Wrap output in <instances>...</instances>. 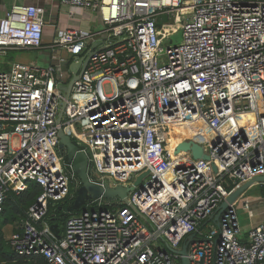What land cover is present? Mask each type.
<instances>
[{
    "label": "built area",
    "instance_id": "obj_1",
    "mask_svg": "<svg viewBox=\"0 0 264 264\" xmlns=\"http://www.w3.org/2000/svg\"><path fill=\"white\" fill-rule=\"evenodd\" d=\"M49 2L52 15L56 0ZM59 3L68 22L82 10L104 28L53 24L48 35L39 2H15L0 17V55L53 56L50 64L14 60L0 69V218L10 192L42 187L7 237L12 249L46 264H181L179 251L195 233L190 264H264V221L240 238L237 208L251 205L245 194L219 225L212 219L236 188L264 175V0ZM87 57L66 98L61 66ZM183 123L195 133L181 142L201 144L210 159L176 153L181 142L171 139ZM61 128L88 155L92 182L132 186L148 175L127 203L89 200L57 238L50 204L73 199L82 184L57 150ZM182 160L189 164L174 166Z\"/></svg>",
    "mask_w": 264,
    "mask_h": 264
},
{
    "label": "water",
    "instance_id": "obj_2",
    "mask_svg": "<svg viewBox=\"0 0 264 264\" xmlns=\"http://www.w3.org/2000/svg\"><path fill=\"white\" fill-rule=\"evenodd\" d=\"M89 58L90 57H87L85 60L75 61L70 64L73 76L72 80L69 84L61 85V88L66 93V98L70 96L74 82L78 78H80L84 73ZM65 106L66 101L64 100L61 104L60 114L58 117L59 122H61L62 117L64 115ZM58 135L60 153L65 155L67 162L72 165V170L76 173V175L82 182L81 186L76 190V195L72 199V203L65 208L66 212L70 214H76L80 210H83V207L91 199L103 198L110 201H125L127 203L129 193L135 190L136 186L140 185L143 179L148 175V172H144L143 174H141L132 186H124L122 184H119L117 186H110L108 183L105 186H101L99 184H96L90 180V162L88 155L83 150H81L80 146L67 133H65L62 128L59 130ZM181 150L191 151L193 157L196 159H210V156L205 153L203 146L193 140H186L181 142L177 147L176 153ZM217 169V166L214 165V170L217 171ZM260 183H264V175L256 176L236 188L228 197V199L220 205L216 214L212 216V219L216 221L217 225H219V219L221 214L225 209L229 207L230 203L240 198V196L245 194L253 185ZM63 207L64 206L61 205L60 209H63ZM51 228L55 233L56 237L60 238L61 228L59 222H53L51 224ZM195 237L196 234L193 233L183 243L182 249L179 251V253L181 254V264H190V260L188 258V246L190 241L194 240Z\"/></svg>",
    "mask_w": 264,
    "mask_h": 264
},
{
    "label": "rangeland",
    "instance_id": "obj_3",
    "mask_svg": "<svg viewBox=\"0 0 264 264\" xmlns=\"http://www.w3.org/2000/svg\"><path fill=\"white\" fill-rule=\"evenodd\" d=\"M51 1V0H49ZM15 0H0V17L4 16L6 12L11 8ZM17 3H25V0H18ZM47 8V16L46 21L48 22V26L46 27V33H54L55 28L53 24H58L60 26H71V27H81V28H87L91 31H96L98 28H104V25L102 24V21L97 14H91V12L88 11H78V19L79 20H73L68 22L67 18V8L60 5L59 0H56L55 4L53 5V13L50 15V6L45 5ZM90 20V21H88ZM81 21V22H80ZM165 34H167V30L164 31ZM50 38V36H47ZM173 39L175 42H181L182 41V31L176 33L173 36ZM38 52L36 50H16V51H10L8 55H0V69L3 68L7 62L10 61H25L28 63H39L38 60ZM56 64V62H55ZM64 73L66 74L63 81L66 84H69L72 80V72L70 68V64H64L61 66ZM59 152V149H57ZM258 191L255 189L247 191L246 194L248 195H255ZM54 205H59V203H54ZM239 220L242 222L244 217H247V212L245 210H242V204L238 205L237 210ZM19 221H15L14 223L6 225L4 223V218H0V224L3 226L4 231L7 233V237L11 235V233L15 230L16 226L18 225ZM242 224V223H241ZM213 227L211 224H209L206 228V231L209 229H212Z\"/></svg>",
    "mask_w": 264,
    "mask_h": 264
},
{
    "label": "trees",
    "instance_id": "obj_4",
    "mask_svg": "<svg viewBox=\"0 0 264 264\" xmlns=\"http://www.w3.org/2000/svg\"><path fill=\"white\" fill-rule=\"evenodd\" d=\"M7 66H4L6 68ZM61 157L66 160L64 154ZM260 195L264 197V183L259 184ZM42 187L37 182H30L28 189L22 191L20 194L10 192L9 197L5 203L4 212L1 217L4 218L6 225L19 221L25 216L26 211L33 204L37 197L41 194ZM65 202V201H64ZM63 202H59V205L50 204L49 213L47 219L52 223L59 222L61 232L64 230L66 220L74 215L69 214L66 218L61 217L60 206ZM85 208V206L83 207ZM77 214V213H76ZM0 264H46V260L41 255L36 256H20L9 245L7 239V233L4 231L3 226L0 224Z\"/></svg>",
    "mask_w": 264,
    "mask_h": 264
},
{
    "label": "crops",
    "instance_id": "obj_5",
    "mask_svg": "<svg viewBox=\"0 0 264 264\" xmlns=\"http://www.w3.org/2000/svg\"><path fill=\"white\" fill-rule=\"evenodd\" d=\"M16 1H18V0H15V2ZM38 2L42 3L44 5H47V6H51L49 0H25V3H38ZM91 14H96V13L91 12ZM84 29H87V28H84ZM46 34L49 35L52 33L47 32ZM48 40H50V38L46 37V41H48ZM37 52H38V56H39V58H38L39 63L37 62L36 64L45 65V64L53 63V56H52V53L49 49H43V50H39ZM63 54H65V52H63ZM66 56H67V54H66ZM250 189L253 191L256 189L258 192L255 193V195H253V196L246 194L247 192L244 195L245 197L249 198V200L251 201V205H250V209H248V210H246L242 207V210H245L247 212V217H244L242 222L239 220L240 228H241L240 238L243 241H245L247 239V235H248V232L250 229H252L255 226L260 225L264 221V197L260 195L261 194L260 193V186H259V184H255ZM237 210H238V208H237Z\"/></svg>",
    "mask_w": 264,
    "mask_h": 264
},
{
    "label": "bare ground",
    "instance_id": "obj_6",
    "mask_svg": "<svg viewBox=\"0 0 264 264\" xmlns=\"http://www.w3.org/2000/svg\"><path fill=\"white\" fill-rule=\"evenodd\" d=\"M224 129H225V127H223L222 130H224ZM223 132L225 135L228 134L227 131H223ZM175 133L176 134H174L173 138L171 139V146H174L176 143L181 142L187 136H193L195 133V130L192 127H190L189 125L183 123L179 127H176ZM186 164H189V162L182 160V161H176L174 163V166L186 165ZM169 177H171V175Z\"/></svg>",
    "mask_w": 264,
    "mask_h": 264
},
{
    "label": "flooded vegetation",
    "instance_id": "obj_7",
    "mask_svg": "<svg viewBox=\"0 0 264 264\" xmlns=\"http://www.w3.org/2000/svg\"><path fill=\"white\" fill-rule=\"evenodd\" d=\"M63 203H64L63 204L64 207H63V209L61 211V217L66 218L70 213L66 212L65 208L72 203V198L71 199L69 198V199L65 200V202H63ZM80 212H81V210L79 212H77V214L80 213Z\"/></svg>",
    "mask_w": 264,
    "mask_h": 264
}]
</instances>
